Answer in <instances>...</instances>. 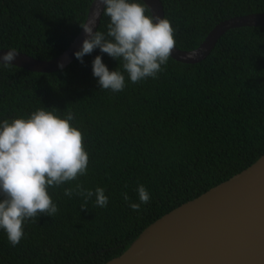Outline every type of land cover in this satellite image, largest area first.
Instances as JSON below:
<instances>
[{"label": "trees", "instance_id": "trees-1", "mask_svg": "<svg viewBox=\"0 0 264 264\" xmlns=\"http://www.w3.org/2000/svg\"><path fill=\"white\" fill-rule=\"evenodd\" d=\"M93 0H0V49L39 60L62 54L81 30ZM175 29L176 47L196 48L216 24L264 12V0H160ZM102 14L98 31H106ZM98 48L49 73L0 67V119L40 107L72 112L89 154L79 177L103 187L108 205L64 195L69 182L49 189L55 216L24 224L15 247L0 231V264H105L156 219L249 167L264 154V27L228 30L194 64L171 57L158 78L127 81L121 92L100 89L92 75ZM126 75V74H125ZM151 195L139 211L136 187Z\"/></svg>", "mask_w": 264, "mask_h": 264}, {"label": "clouds", "instance_id": "clouds-1", "mask_svg": "<svg viewBox=\"0 0 264 264\" xmlns=\"http://www.w3.org/2000/svg\"><path fill=\"white\" fill-rule=\"evenodd\" d=\"M98 4L109 18L106 31L93 30L95 19L80 25L86 35L74 56L83 63V57L98 48L119 61L118 67L109 70L101 55L92 59L91 71L99 88L116 93L125 89L126 77L133 84L158 78L176 45L170 20L152 14L144 0H98ZM17 54L9 48L0 55V67L11 65ZM58 67L62 69L63 63L58 62ZM74 119L72 112L59 114L46 107L27 116L0 119V231L13 247L24 237L27 221L58 212L49 189L75 181L64 188V195L82 197L81 208L89 200L101 208L108 205L103 187L93 191L79 181L88 173L89 154ZM136 192L138 202L126 192L122 196L131 209L139 211L151 195L143 184L137 185Z\"/></svg>", "mask_w": 264, "mask_h": 264}, {"label": "water", "instance_id": "water-1", "mask_svg": "<svg viewBox=\"0 0 264 264\" xmlns=\"http://www.w3.org/2000/svg\"><path fill=\"white\" fill-rule=\"evenodd\" d=\"M154 15L164 16L160 0H144ZM102 5L93 0L85 23L96 20ZM264 27V12L236 16L216 24L192 50L176 46L171 58L185 64L204 60L228 30ZM81 28L67 49L50 60L18 52L11 65L32 72L60 70L74 59L85 38ZM8 49H0V55ZM105 264H264V154L249 167L147 226L119 256Z\"/></svg>", "mask_w": 264, "mask_h": 264}]
</instances>
